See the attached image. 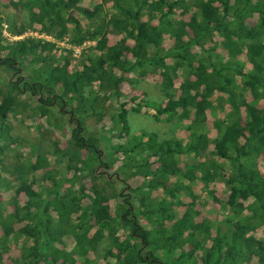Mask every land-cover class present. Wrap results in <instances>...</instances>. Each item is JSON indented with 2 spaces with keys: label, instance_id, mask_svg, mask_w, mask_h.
Segmentation results:
<instances>
[{
  "label": "trees",
  "instance_id": "trees-1",
  "mask_svg": "<svg viewBox=\"0 0 264 264\" xmlns=\"http://www.w3.org/2000/svg\"><path fill=\"white\" fill-rule=\"evenodd\" d=\"M7 1L25 14L23 23L10 22L14 35L39 27L75 46L95 44L71 68V51L58 52L52 41L27 36L4 43L0 17V69L12 73L0 85V138H6L0 143V264L14 243L11 264H97L89 253L105 239L112 244L104 255L113 264H264V0H100L92 8L81 0ZM109 34L119 39L110 44ZM149 74L159 75L163 99L136 101V110L153 108L156 121L189 120L185 139H161L154 131L130 136L121 88L133 82L130 75ZM25 91L37 97L32 114L63 134L78 117L66 147L53 141L52 150L30 162L12 163L9 114ZM107 115L105 134L82 121L103 122ZM112 137L126 141L104 154L101 141ZM196 180L219 202L222 219L199 217ZM217 181L228 188L224 201L213 187ZM12 188L25 200L8 211L1 195ZM124 189L128 196L114 217L109 198Z\"/></svg>",
  "mask_w": 264,
  "mask_h": 264
},
{
  "label": "rangeland",
  "instance_id": "rangeland-1",
  "mask_svg": "<svg viewBox=\"0 0 264 264\" xmlns=\"http://www.w3.org/2000/svg\"><path fill=\"white\" fill-rule=\"evenodd\" d=\"M100 0H81L80 4L84 7H90L92 8L97 2ZM179 13V10H177V15ZM0 17L3 18L2 22V33H3V42L8 43L10 41H13L14 38H12L13 35V26L10 24V22L15 21L16 24L23 23V19H25V14L22 11L15 10L14 7L9 6L7 0H1L0 1ZM85 22V21H83ZM25 32H32L33 35L35 33L42 34L43 39L52 41L56 44V49L58 52H66L71 51V57H72V64L76 65L78 60L87 53L92 52V47L95 44L94 40H87L80 46H75L70 42V39L68 36L58 39L54 37L52 34H47L44 32H40V28H28ZM30 37L31 34H29ZM27 37V36H25ZM38 36H34V38H37ZM119 39V36L115 34H109V43H115L116 40ZM166 43L171 42L169 37H165ZM209 45H212L209 43ZM64 50V51H63ZM214 53L223 56L225 52L222 49H218L214 51ZM242 61L247 62L245 56L240 57ZM247 68H249V65H246ZM23 74V73H22ZM12 73H10L6 69H0V85L6 83L9 79H11ZM130 78L134 79L133 82L129 81L123 84L121 91L123 95L120 97L121 100H124L127 102L126 107L129 110L128 113V120L130 125V136L132 135H139L142 131L156 132L161 139L163 138H171L173 136L178 137L180 139H185L188 132L186 130V126L189 124V120H185L183 122H175V121H156L152 114L154 112L153 108L141 106L140 110H136V101L144 100V99H152L156 101H161L163 99L162 93L159 86V75L155 74H149L145 79L143 80H135L137 79L134 75H130ZM181 79L177 78L175 81V85L178 86ZM37 97L29 91H25L22 93V95L19 97V101H21L20 105L17 106L15 113L9 114V120L11 123V129H10V136L11 139L7 140L9 141L7 147H6V153H7V159L9 162L14 163L16 162H24L25 164L27 162H30L33 160L36 156V154L42 150H52L53 148V141H57L60 145V147H66L68 144L69 134L72 130V128L75 126V123L77 121L78 117H74L73 119L70 118V121L67 124V130L66 134H63L62 131L55 127L48 126L45 124V121L43 118L39 116H35L32 114L30 107L35 105ZM251 100V95H249L246 99V101ZM25 103V105L23 104ZM27 103V105H26ZM115 104V103H114ZM217 104H225L223 101L217 102ZM108 107H113V102L108 101L107 102ZM113 105V106H112ZM261 106H264V102H261ZM116 107V105H115ZM70 112H67L62 117L65 121H67L68 114ZM222 115V114H221ZM213 120L214 115L209 111L208 112V121H207V127L211 135L215 134V129L213 127ZM82 121L84 122V125L88 130L94 131V132H102L105 134V131H109L110 128V116H106L103 120V122H98L97 118L94 116L83 118ZM146 139V137L143 138V140ZM6 141V138L3 137L0 138V143H4ZM126 141L125 138H116L112 137L109 140L103 139L101 141L100 147L104 154L107 152V148L110 145H115L117 143H124ZM121 157L120 155H117ZM50 161L52 163H56V159L53 155H50ZM118 157V158H119ZM220 159H218L219 161ZM219 165H221L222 161H219ZM119 164V160L116 161L114 167H116ZM59 170L62 168L59 166L57 167ZM263 170V169H262ZM99 172L106 173H112V171H109L107 169L101 168L99 169ZM141 177L137 178H131L128 179V182L130 185L136 186L139 181H141ZM87 185L90 184L89 178H85L83 180ZM13 185V184H12ZM119 185V186H118ZM118 188L120 189L121 185L118 184ZM216 195L224 201L225 194L228 191V188L224 183L221 181H217L215 185H213ZM193 189L194 192L199 195V203H197V209L200 210V218H208L211 220H218L222 219L225 215V211H223L220 208V204L218 201H215L211 195L208 193V190L204 188L202 182L199 180L194 181L193 183ZM128 189H124L120 193V198L118 197H111L109 198L108 204L111 209L112 215L115 217L117 215L118 206L122 203V200H124L125 197L128 196ZM1 198L3 201H5V208L8 211H11L13 209L14 201H24L25 196L22 192H17L15 188H12L10 191H5L2 193ZM189 200L188 197H184L183 201L186 203ZM184 207L180 205L176 209L177 215H179L183 211ZM137 211V208H136ZM141 223L143 226L148 227V223L145 220H141ZM119 235L121 238H126L128 236V230L121 228L119 230ZM260 235V232H258ZM22 240H20V243ZM66 245L71 248L72 241L67 238L65 240ZM111 240L105 239L101 241V244L99 245L97 251L90 252L89 257L93 259L97 264H113L115 262V258L113 257H105V249L111 246ZM147 250H144L146 252ZM18 254V246L15 245V243L12 245L10 252L7 256L4 258V264H11L10 257L15 256ZM142 264H157L155 262H150L148 260H143Z\"/></svg>",
  "mask_w": 264,
  "mask_h": 264
},
{
  "label": "built area",
  "instance_id": "built-area-1",
  "mask_svg": "<svg viewBox=\"0 0 264 264\" xmlns=\"http://www.w3.org/2000/svg\"><path fill=\"white\" fill-rule=\"evenodd\" d=\"M29 34H31V36H38L37 38H40V39H43L42 37H43V35L42 34H38V33H35V35H33V33L32 32H24V33H22V34H20V35H12V38H14V40L15 39H21V38H24L25 36H30ZM47 41H49V40H47ZM82 45V44H81ZM80 46V45H79Z\"/></svg>",
  "mask_w": 264,
  "mask_h": 264
}]
</instances>
